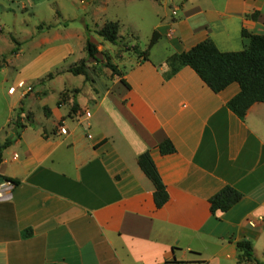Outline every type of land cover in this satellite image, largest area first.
<instances>
[{
	"label": "crops",
	"instance_id": "crops-1",
	"mask_svg": "<svg viewBox=\"0 0 264 264\" xmlns=\"http://www.w3.org/2000/svg\"><path fill=\"white\" fill-rule=\"evenodd\" d=\"M162 2L148 59L134 55L121 76L94 81L60 104L73 53L70 42L58 41L68 35L60 13L27 38L34 53L16 68L12 84L3 79L0 95V143L12 139L1 153L0 180L15 181L0 201V264H238L235 242L242 239L264 261V102L241 120L227 107L238 83L213 92L189 66L167 76L165 64L206 38L220 51L242 50V30L264 34V0ZM10 8L0 4V11ZM22 49L9 58L8 50L0 52V74ZM58 80L62 86L48 104ZM31 100L40 101L39 117ZM20 106L23 126L16 128ZM165 139L173 153H160ZM146 151L168 193L161 207L137 163ZM226 185L242 198L212 214L209 198Z\"/></svg>",
	"mask_w": 264,
	"mask_h": 264
},
{
	"label": "rangeland",
	"instance_id": "rangeland-1",
	"mask_svg": "<svg viewBox=\"0 0 264 264\" xmlns=\"http://www.w3.org/2000/svg\"><path fill=\"white\" fill-rule=\"evenodd\" d=\"M157 1V2H156ZM0 0V4L11 6L12 10L0 11V24L3 26L0 32V52L8 50L4 57L8 58L14 54L9 52L16 45L12 38L21 42L19 49L23 47L17 58L13 57L8 72L0 74V95L4 96L7 87L3 83L4 78H8V86L12 84L16 75V68L26 65L32 52L29 48L27 39L32 32H36L35 26L43 22V26L48 23H54L59 12V23L62 33H68L66 37L62 36L58 41H68L72 44L73 53L66 61L68 65L77 64L84 59L88 67V77L83 75L75 76L70 73L71 78L65 79L68 85L60 92L65 95V100L73 96L75 89L79 92L93 88V82H109L114 74L104 66L107 55L111 63L115 64L117 70L122 73L123 68L128 66L134 55L132 50L125 51L122 44L114 45L102 40L95 33V29L101 27L108 20H118L120 23L119 34L123 36V43L127 45H136L139 49L147 47V42L151 36L153 25L159 21V11H161L162 0ZM164 1V0H163ZM166 5L172 7L171 0H166ZM173 5V4H172ZM10 8V9H11ZM169 11V10H168ZM52 25V24H51ZM53 26V25H52ZM51 26V27H52ZM86 27L88 28L89 39L97 46V57L100 62L92 58H87L84 46L86 37ZM40 31V30H38ZM47 33V32H46ZM85 33V34H84ZM83 34L85 36H83ZM58 41L53 42V44ZM22 46V47H21ZM3 57V58H4ZM2 59V58H1ZM0 59V60H1ZM46 81V80H45ZM40 83V82H39ZM110 83V82H109ZM35 83L34 85H36ZM39 86V91H48L45 85ZM42 86V87H41ZM51 91L46 101L48 104L53 103L57 90L62 86L60 80L51 85ZM21 89L18 87L17 90ZM37 90L36 87L33 91ZM38 91V92H39ZM79 92H76L77 95ZM60 94L58 99H60ZM8 96V95H7ZM1 101L4 103L3 99ZM29 103V102H28ZM39 100H31L30 106L36 117H39L40 107ZM60 128V127H59ZM263 246V245H261ZM262 259L264 257H261ZM264 262V261H263ZM247 264V263H239Z\"/></svg>",
	"mask_w": 264,
	"mask_h": 264
},
{
	"label": "trees",
	"instance_id": "trees-1",
	"mask_svg": "<svg viewBox=\"0 0 264 264\" xmlns=\"http://www.w3.org/2000/svg\"><path fill=\"white\" fill-rule=\"evenodd\" d=\"M251 17H255L252 14ZM42 25H38L37 30H42ZM120 25L117 21H106L101 27L95 29V33L102 40L111 44H122L125 51L132 50L139 57L148 59V50L157 41V32L153 31L152 37L148 46L140 50L136 45H127L123 43V36L119 34ZM88 28L86 27V37L84 50L87 58H92L97 62L100 60L97 57L99 52L94 42L89 39ZM0 32L2 27L0 26ZM242 37L247 39V43L242 50L239 51H220L213 41L206 38L190 49L171 54L165 61L169 67L167 76L173 75L182 66H189L199 76V78L213 91L219 92L227 87L232 82L238 83L240 90L228 102L227 107L241 120H244L250 106L255 102H264V34H252L246 30L241 31ZM15 47L11 53H17L20 42L12 38ZM104 66L111 70V73L121 76L115 64L111 63L109 57L104 55ZM3 58L0 61V68L3 64ZM66 71L73 75H83L85 79L88 77V67L85 60H80L77 64L69 65ZM52 72L46 75V79L52 78ZM45 79H40V83ZM121 82L125 85L126 82L121 78ZM79 92L75 89V93ZM65 100V95L60 94V99L57 104ZM78 104L75 99L72 101L71 111L76 112ZM45 113H48V107L44 108ZM23 112V107L17 111V120L14 122L16 128L23 126L18 119L19 114ZM25 120L32 124L30 115L25 116ZM11 138H6L0 143V161L2 151L11 143ZM158 149L161 154H169L175 151V147L168 139L161 141L158 144ZM137 163L143 173L154 185L153 200L156 207H161L168 200V193L164 183L162 182L154 161L148 151L141 153L137 157ZM9 179V178H4ZM11 180V179H9ZM14 184L15 181L11 180ZM242 194L232 186L226 185L209 198V210L212 214L216 212H225L234 206L240 199ZM25 232L24 234H28ZM238 250L237 262L248 264H264L259 261L253 254L252 245L248 240H238L235 242Z\"/></svg>",
	"mask_w": 264,
	"mask_h": 264
},
{
	"label": "built area",
	"instance_id": "built-area-1",
	"mask_svg": "<svg viewBox=\"0 0 264 264\" xmlns=\"http://www.w3.org/2000/svg\"><path fill=\"white\" fill-rule=\"evenodd\" d=\"M23 84H24L23 82H20L18 84V87L23 86ZM85 115L89 116V113L85 112ZM59 129L62 133H65V129L63 127L60 126ZM13 187H14V183L11 180L4 178L0 180V201L7 199L9 197Z\"/></svg>",
	"mask_w": 264,
	"mask_h": 264
}]
</instances>
